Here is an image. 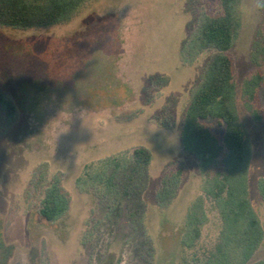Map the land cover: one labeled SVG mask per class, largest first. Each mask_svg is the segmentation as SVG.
<instances>
[{
	"label": "rangeland",
	"instance_id": "1",
	"mask_svg": "<svg viewBox=\"0 0 264 264\" xmlns=\"http://www.w3.org/2000/svg\"><path fill=\"white\" fill-rule=\"evenodd\" d=\"M219 3L87 0L51 27H0V92L16 105L12 118L0 106V264H193L195 251L214 248L221 217L180 130L216 54L200 30ZM237 11L235 105L264 228V0H239ZM258 76L250 100L245 83ZM211 124L221 137L223 127ZM139 147L152 154L144 169L134 163ZM54 177L70 208L49 223L39 210ZM199 199L208 221L196 249L183 250L186 216ZM259 262L264 243L250 264Z\"/></svg>",
	"mask_w": 264,
	"mask_h": 264
},
{
	"label": "trees",
	"instance_id": "2",
	"mask_svg": "<svg viewBox=\"0 0 264 264\" xmlns=\"http://www.w3.org/2000/svg\"><path fill=\"white\" fill-rule=\"evenodd\" d=\"M87 0H0V27L18 29L46 28L69 21ZM239 0H220L219 13L208 16L200 30V42L216 50L201 86L192 96L180 130V141L186 153L194 155L204 177L203 192L211 198L219 211L222 225L212 250L192 254L193 264H250L264 243V228L253 208L249 192L250 152L248 134L239 122L235 105L236 69L230 55L238 26ZM261 77L245 83L250 100L256 97ZM0 106L12 118L16 105L0 92ZM223 127L221 137L213 130V122ZM137 168L144 169L152 161V154L144 147L133 153ZM182 171L177 172L179 180ZM177 181L175 184H177ZM114 186V177L108 178ZM169 182L159 193L161 207L168 204ZM172 185V183H171ZM264 200V178L258 182ZM70 208V197L54 177L46 189L40 215L49 223L64 218ZM208 221L202 199L189 209L180 241L183 250H195L202 227ZM257 264H264L259 262Z\"/></svg>",
	"mask_w": 264,
	"mask_h": 264
}]
</instances>
